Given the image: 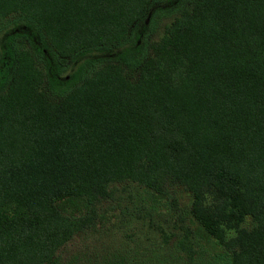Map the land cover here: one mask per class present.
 <instances>
[{
	"label": "trees",
	"instance_id": "trees-1",
	"mask_svg": "<svg viewBox=\"0 0 264 264\" xmlns=\"http://www.w3.org/2000/svg\"><path fill=\"white\" fill-rule=\"evenodd\" d=\"M187 1L149 42V0H0V264H62L123 181L264 264V0Z\"/></svg>",
	"mask_w": 264,
	"mask_h": 264
},
{
	"label": "rangeland",
	"instance_id": "rangeland-1",
	"mask_svg": "<svg viewBox=\"0 0 264 264\" xmlns=\"http://www.w3.org/2000/svg\"><path fill=\"white\" fill-rule=\"evenodd\" d=\"M159 8L158 15L138 28L146 33L147 41L159 40L170 27L179 10L188 6L187 0H149ZM0 22V28L10 30V19ZM5 29V30H6ZM7 31L0 33V42ZM23 48L28 43L22 42ZM146 50H148L146 48ZM113 198L101 202L106 209L104 218L87 233H77L58 250L62 264H230L226 252L212 246V241L199 232L188 207L190 193L181 185L171 187L168 197L152 202L142 186L130 181L114 183ZM110 203V204H109ZM100 211H103L100 210ZM99 218V217H98ZM250 225L247 219L243 224ZM232 234V232H230ZM179 244L183 246L179 247ZM115 254V261L111 259Z\"/></svg>",
	"mask_w": 264,
	"mask_h": 264
}]
</instances>
